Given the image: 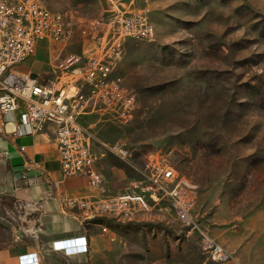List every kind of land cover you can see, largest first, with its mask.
<instances>
[{
	"label": "rangeland",
	"instance_id": "rangeland-1",
	"mask_svg": "<svg viewBox=\"0 0 264 264\" xmlns=\"http://www.w3.org/2000/svg\"><path fill=\"white\" fill-rule=\"evenodd\" d=\"M46 2L71 18L74 38L41 43L42 58L36 50L25 63L41 74L57 58L94 47L88 30L107 15L103 0ZM136 5L149 10L153 36L128 40L117 65L137 94L136 112L128 122L92 114L83 124L97 140L108 194L139 180L147 158L163 160L197 187L195 224L162 213L132 221L111 216L107 229H91L105 240L96 264H264V0ZM120 147L124 158L112 151ZM205 234L228 260L210 258Z\"/></svg>",
	"mask_w": 264,
	"mask_h": 264
},
{
	"label": "built area",
	"instance_id": "built-area-1",
	"mask_svg": "<svg viewBox=\"0 0 264 264\" xmlns=\"http://www.w3.org/2000/svg\"><path fill=\"white\" fill-rule=\"evenodd\" d=\"M103 1L106 18L88 30L97 42L94 47L57 59L51 72L41 75L23 72L21 67L41 43L71 41L73 21L51 10L46 0H0V143L9 134V125L15 126L10 134L18 137L52 129L64 178L84 177L101 191L98 196L65 201L86 219L112 216L132 221L140 215L162 213L193 225L197 187L165 161L147 158L140 179L116 195L108 194L97 167V140L83 119L92 114L123 122L133 118L137 94L118 76L117 65L128 40L153 36L149 10L138 8L137 0ZM112 151L121 158L128 154L123 147ZM39 208L37 203L7 201L0 193V210L13 224L16 241L37 231ZM203 243L212 260H228L226 249L210 236L203 235ZM51 249L72 257L88 254L89 243L86 237H78L56 241ZM17 264L40 261L37 254H31L21 256Z\"/></svg>",
	"mask_w": 264,
	"mask_h": 264
},
{
	"label": "crops",
	"instance_id": "crops-1",
	"mask_svg": "<svg viewBox=\"0 0 264 264\" xmlns=\"http://www.w3.org/2000/svg\"><path fill=\"white\" fill-rule=\"evenodd\" d=\"M46 46H38L39 58ZM36 55L33 56L35 59ZM34 62H38V58ZM21 70L41 74L35 65L24 64ZM14 127L8 126L9 134L0 143V193L7 201L37 203L40 211L36 219L37 231L16 241L13 224L0 210V264H17L21 256L31 254L38 255L40 264H70L73 261L96 264L99 257L97 244L105 240L99 241L91 229H107L109 216L86 219L81 210L69 208L65 201L98 196L100 189L92 187L84 177L64 178L52 129L18 137L10 134ZM78 237L87 238L88 254L67 257L51 249L56 241Z\"/></svg>",
	"mask_w": 264,
	"mask_h": 264
}]
</instances>
